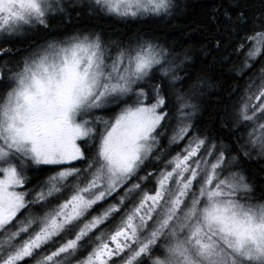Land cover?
I'll return each instance as SVG.
<instances>
[{
    "label": "snow or ice",
    "instance_id": "obj_1",
    "mask_svg": "<svg viewBox=\"0 0 264 264\" xmlns=\"http://www.w3.org/2000/svg\"><path fill=\"white\" fill-rule=\"evenodd\" d=\"M254 4L202 7L184 46L86 22L193 0H0V264H264Z\"/></svg>",
    "mask_w": 264,
    "mask_h": 264
},
{
    "label": "trees",
    "instance_id": "obj_2",
    "mask_svg": "<svg viewBox=\"0 0 264 264\" xmlns=\"http://www.w3.org/2000/svg\"><path fill=\"white\" fill-rule=\"evenodd\" d=\"M215 0H193V8L190 9L186 14L181 15L170 21H162L157 19H149L136 22H118L114 19L101 17L99 19L87 21V26L94 27L97 30H102L105 33H111L115 30L120 32H128L129 30H144L155 32L156 35L167 38L170 42H175L178 45L188 46L194 44L197 40L202 41L203 37H200L197 33L193 32L191 38L187 34L190 30L187 28L188 25L192 24L199 18V14L202 11V7H210ZM247 4H254V0H244ZM42 35V34H41ZM40 39V35L36 37ZM215 105L209 101L204 111L202 112L198 123L201 126H207L208 128L214 127V118L216 115ZM252 170L258 171L256 166H252Z\"/></svg>",
    "mask_w": 264,
    "mask_h": 264
}]
</instances>
